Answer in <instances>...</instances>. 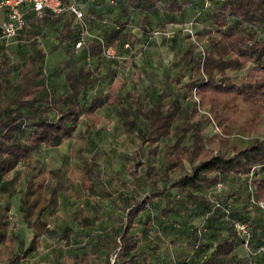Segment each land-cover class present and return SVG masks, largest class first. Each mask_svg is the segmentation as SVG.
Wrapping results in <instances>:
<instances>
[{
    "label": "trees",
    "instance_id": "trees-1",
    "mask_svg": "<svg viewBox=\"0 0 264 264\" xmlns=\"http://www.w3.org/2000/svg\"><path fill=\"white\" fill-rule=\"evenodd\" d=\"M61 1L65 6L74 4L82 7V19H76L68 11L58 15L45 11L42 17L35 12L33 14L43 22L47 17L63 21L60 40L64 41L69 37L77 40L78 34H70L77 25L81 31L83 29L82 32L86 30L85 10L93 12L98 3L96 0L88 1L90 3L83 0L87 4L85 7L71 0ZM210 2L211 5L214 3L210 15L213 27L205 32H197V42L191 43L175 63L189 71L188 80L179 85L184 75L182 72L175 78L173 91L163 90L151 106L139 108L145 121L144 126L132 118L119 93L121 86L115 82L110 86L109 92L96 94L89 103H85L82 91L93 79L82 65L68 69L66 76L64 75L67 89L59 97H55L45 86L46 74L42 66L44 54L41 49L36 50L30 64L20 69L17 83H10V76L5 72L8 62L0 58L2 264H30L27 257L37 248L42 236L70 240L69 226L59 231L51 227L45 218L47 213L51 215L56 211V205L54 209L50 207L56 200L57 189L45 192L44 181H36L37 175H30L28 182H19L18 187L19 178L17 175L11 177V173L21 162L33 160L32 153L39 146L57 147L65 139L72 138L82 118L97 125L100 122L97 111L107 105L119 107L126 132L133 139L134 156L137 159L133 161L131 175L134 176V169L143 165L141 150L150 153L147 164H144V182L149 191L143 198L135 194L134 188L131 194L123 195L124 203L127 204L124 227L105 234L114 243V250L116 249L113 261L109 258L94 263L90 260L89 252L83 251L72 254L67 264H152L148 254L138 250L140 240L135 227L141 221L138 219L140 215L157 198H164L168 203L162 211L165 216L173 213L193 215L199 212L206 217L208 227L219 221L231 223L228 233L216 239L213 244L207 240L202 242L199 238L196 245L199 248L210 247L207 252L193 257L182 256L175 264H248L242 259L248 251L243 245L244 238L236 232L234 222L237 220H249L253 224L250 247L264 245V218L249 215V206L240 210L230 204L229 198L217 200L212 195L219 184L238 177L240 181L247 179V185L254 188L256 197L264 200V129L260 126L261 114H264V39L257 35L258 28L264 27V0ZM123 4L124 8L127 5L143 14L142 29L149 33V26L152 25L151 12L159 10L162 5L168 13H180L193 2L127 0V4ZM125 12L123 11L124 15ZM27 20L29 24V19ZM127 37L126 22L118 18L115 26H107L100 37H91L84 46L90 57H102L105 48H117ZM199 46H203L204 50L197 57L196 50ZM234 72H243V76L235 80L231 75ZM199 105L200 108L210 107L209 114L223 129V135L206 137L207 128L204 119L200 117ZM244 105L247 106L243 110L246 114L241 116L239 107ZM240 116L242 124L237 119ZM78 139L80 143L84 142L81 137ZM164 139L168 141L163 153L159 154V145ZM158 155L162 156L160 165L157 163ZM91 173L89 171L87 174L90 176ZM92 178L82 176V181L87 184L89 180V187L92 188ZM18 192H21V219L32 233L30 242L26 244L21 240L19 248L16 238L10 234L13 223L9 215L12 210L10 200ZM238 193L244 192L238 189L234 195ZM250 196L249 189V199L244 200L250 203ZM216 201L230 206V212L216 207ZM257 209L264 214V210ZM81 223L89 225L91 218L82 216ZM144 224L148 227L152 222L148 218ZM194 231L197 232L195 228ZM104 244L100 243L101 246H105Z\"/></svg>",
    "mask_w": 264,
    "mask_h": 264
},
{
    "label": "rangeland",
    "instance_id": "rangeland-1",
    "mask_svg": "<svg viewBox=\"0 0 264 264\" xmlns=\"http://www.w3.org/2000/svg\"><path fill=\"white\" fill-rule=\"evenodd\" d=\"M71 1L87 6L83 0ZM88 1L93 0H87L90 3ZM96 2L98 4L93 12L85 10L86 30L82 32L83 29L81 31L77 25L70 34H78L77 40L70 37L60 40L63 21H54V18L47 17L43 22L37 16L29 15V26L24 32L8 42L0 41V58L8 62L5 72L10 76V83H17L20 69L30 64L36 50L41 49L44 54L42 66L46 74L45 86L55 97H59L67 89L65 73L68 69L82 65L93 79L82 91L85 103H89L96 94L109 92L110 86L115 82L121 86L119 93L132 118L144 126L145 121L139 108L151 106L163 90L173 91L175 78L182 72L184 75L179 85L188 80L189 71L175 63L191 43L197 42V32H205L213 27L210 15L214 3L207 5L206 0H192L193 4L184 12L173 14L165 11L161 5L159 10L150 13L151 32L145 33L142 29L143 14L127 5L124 8L123 3L127 4V0ZM123 11H126V15ZM118 18L126 22V41L115 48L113 57H90L84 43L89 42L91 37H100L107 26H115ZM6 20V14L0 13V33ZM257 35L264 39V27L258 28ZM77 41L82 42L80 46H76ZM203 50V46H199L196 56L202 55ZM231 75L238 80L243 72H234ZM209 108L201 107L199 112L207 128L206 137L223 135V129L209 114ZM244 109L247 106L239 107L241 116L246 114ZM97 114L100 117L97 125L82 118L72 138L65 139L57 147L39 146L32 153L33 160L21 162L11 173V177L18 176L17 185L19 182H28L30 175H37L36 181H44L45 192L56 188V200L50 207L54 209L56 205V211L51 215L47 213L45 218L51 227L59 231L65 226L71 228L69 241L58 237H40L37 248L27 257L30 264H67L72 254L83 251L89 252L90 260L94 263L109 258L113 261L116 249L114 250V243L105 234L124 227L127 204L124 203L123 195L131 194L135 189V194L143 198L148 190L144 182V164H147L150 153L141 150L143 165L134 169L135 175H131L133 161L137 158L134 156L133 139L126 132L119 107L107 105L99 109ZM241 116L237 118L240 124L243 121ZM261 117L260 126L264 129V114ZM80 137L83 143L78 141ZM167 141L168 139H164L160 143L159 154L163 153ZM157 157L160 165L162 156ZM89 171L92 172L90 176L87 174ZM82 176H94L92 188L89 187V180L87 184L83 183ZM247 183V179L240 181L236 177L228 181L227 185L218 186L213 191V198L223 200L227 197L231 200V197H235L234 186H240L244 198L249 199L250 186ZM20 198L21 192L11 198L12 210L9 213L13 223L10 234L16 238L17 248L21 240L28 244L32 236L30 228L21 219ZM167 205L164 198L155 199L140 215L138 219L141 221L135 227L140 240L138 250L146 252L152 264H175L182 256L204 254L210 247L199 248L196 245L199 238L202 242L207 240L213 244L230 230V221H219L208 227L206 217L199 212L193 215L173 213L165 216L162 211ZM252 207L256 213L254 216L264 218V214L256 206ZM82 216H89L91 223L83 225ZM148 218L152 224L147 227L144 223ZM100 243H105V246ZM245 256L243 258L247 263L264 264L262 246L250 247ZM2 258L0 253V264Z\"/></svg>",
    "mask_w": 264,
    "mask_h": 264
},
{
    "label": "built area",
    "instance_id": "built-area-1",
    "mask_svg": "<svg viewBox=\"0 0 264 264\" xmlns=\"http://www.w3.org/2000/svg\"><path fill=\"white\" fill-rule=\"evenodd\" d=\"M113 2V0H110ZM207 5H211L210 0H206ZM29 7L31 11L35 12L39 17H42L45 11L52 15L61 14L64 11L72 13L76 19L81 20L83 17L82 7H77L74 4L65 6L61 0H0V12L4 11L7 20L3 24L2 31L0 33V41L8 42L10 39L15 38L20 33L24 32L28 26L27 14L23 10L24 7ZM81 41H77L76 46L81 45ZM116 53V49L113 47H107L103 50V55L106 57H113ZM250 203L257 208L264 210V200L256 197L254 188L250 186ZM216 207H222L227 213L230 212V206H224L221 202H215ZM236 232L239 236L244 238L245 250H250V239L253 234V224L251 221L234 222ZM264 250V245L262 246Z\"/></svg>",
    "mask_w": 264,
    "mask_h": 264
},
{
    "label": "crops",
    "instance_id": "crops-1",
    "mask_svg": "<svg viewBox=\"0 0 264 264\" xmlns=\"http://www.w3.org/2000/svg\"><path fill=\"white\" fill-rule=\"evenodd\" d=\"M23 10L26 12V14H27V19L29 18V15H34L33 14V11H31L30 10V8L29 7H24L23 8ZM0 13H4L5 14V12L4 11H1ZM229 181H232V179L231 178H229ZM224 184H228V180H227V182L225 181V182H223V183H221V184H219L218 186L219 187H221V186H224ZM218 186H217V188H218ZM240 187V186H239ZM239 187H236V186H234V191H236V190H238L239 189ZM224 190V188H221V190ZM233 196H235V197H231V200L229 199V202L231 203V202H234V204L233 203H231V204H233L236 208H238V209H242L244 206H249L248 207V211H249V215H255L256 213H254L255 211H254V208L252 207V205H250V203L248 202V201H245L244 200V196H243V193H238L237 195H233ZM237 197L239 198V199H237ZM236 198V199H235ZM243 210V209H242ZM243 260H245L244 258H242ZM248 261V260H247ZM248 264H250V262H248ZM253 264H260V263H258V262H254Z\"/></svg>",
    "mask_w": 264,
    "mask_h": 264
}]
</instances>
